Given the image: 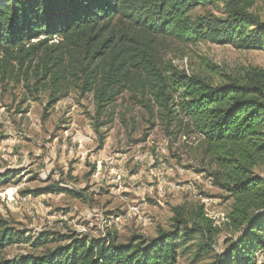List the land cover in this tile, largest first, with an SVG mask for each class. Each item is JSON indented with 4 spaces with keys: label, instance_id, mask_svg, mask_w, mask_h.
<instances>
[{
    "label": "trees",
    "instance_id": "trees-1",
    "mask_svg": "<svg viewBox=\"0 0 264 264\" xmlns=\"http://www.w3.org/2000/svg\"><path fill=\"white\" fill-rule=\"evenodd\" d=\"M206 4L222 12L193 14ZM252 6L253 0H0V84L23 81L30 93L47 92L48 106L71 90L91 93L96 116L129 93L150 114L160 111L166 126L177 120L201 137L209 168L198 172L231 200L224 215H208L203 206L177 209L172 231L126 244L109 232L60 237L67 242L48 248L45 235L30 238L0 221V250L42 248L0 264H176L178 252L189 248L196 259L208 255V264H264V179L254 172L264 163V69L227 71L200 58L190 74L164 62L160 52L170 42L203 40L264 52V19ZM17 175L3 172L0 185ZM39 191L74 194L59 185ZM223 230L235 237L214 252Z\"/></svg>",
    "mask_w": 264,
    "mask_h": 264
},
{
    "label": "rangeland",
    "instance_id": "rangeland-1",
    "mask_svg": "<svg viewBox=\"0 0 264 264\" xmlns=\"http://www.w3.org/2000/svg\"><path fill=\"white\" fill-rule=\"evenodd\" d=\"M251 10L264 19V0H253ZM221 12L220 5L206 4L193 14ZM160 52L164 62L190 74L202 58L227 71L264 69L263 51L206 40L170 42ZM46 96L28 92L23 81L0 84V174H18L0 185V221L8 228L30 238L43 234L48 248L67 242L56 241L60 237L102 238L109 232L126 244L172 231L180 208L189 213L203 206L211 216L229 211L227 194L198 172L209 168L201 137L187 133L184 124L175 120L166 126L160 111L150 114L126 92L99 116L91 93L71 90L52 106ZM177 118L186 123L182 115ZM254 172L264 179V163ZM51 185L74 194L38 193ZM233 237L223 230L212 250L221 252ZM194 250L179 251L176 264L209 263L208 255L194 258ZM41 251L29 243L12 244L0 250V259Z\"/></svg>",
    "mask_w": 264,
    "mask_h": 264
}]
</instances>
